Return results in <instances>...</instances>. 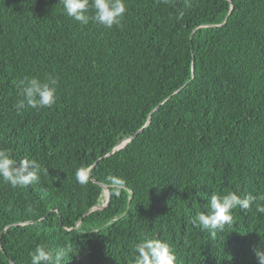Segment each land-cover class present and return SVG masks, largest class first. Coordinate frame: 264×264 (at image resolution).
<instances>
[{
	"label": "trees",
	"instance_id": "16d2710c",
	"mask_svg": "<svg viewBox=\"0 0 264 264\" xmlns=\"http://www.w3.org/2000/svg\"><path fill=\"white\" fill-rule=\"evenodd\" d=\"M126 5L106 29L60 0H0V149L41 166L33 185L0 179V264H30L41 244L70 248L64 264H133L145 236L167 241L177 264H258L256 205L214 237L193 217L213 194L264 205V0ZM49 75L56 103L21 107L18 81ZM109 176L123 179L119 195ZM102 185L109 204L92 211Z\"/></svg>",
	"mask_w": 264,
	"mask_h": 264
},
{
	"label": "clouds",
	"instance_id": "9594fccd",
	"mask_svg": "<svg viewBox=\"0 0 264 264\" xmlns=\"http://www.w3.org/2000/svg\"><path fill=\"white\" fill-rule=\"evenodd\" d=\"M60 5L63 6L65 14L76 22L82 25L93 22L106 29L120 27L127 13L126 0H60ZM179 15L182 16L183 13ZM57 82L52 75L45 81L37 77L19 80L21 107L27 106L36 110L51 108L57 100ZM92 167L89 164L76 170L75 177L80 184L89 182ZM40 173L41 166L36 160L25 157L17 161L8 150L0 149V179L13 188L38 183ZM107 180L119 195V189L124 186L123 179L109 176ZM103 192V195L106 194V202L108 196L104 189ZM258 199L259 197L251 194L241 196L236 192L213 194L206 205L207 211L198 212L193 217V223L214 237L218 231H224L226 225H231L236 208L248 210L256 205L257 212L264 213V205L258 204ZM71 251L68 247L52 250L41 244L30 252V264H64ZM255 256L258 264H264V242L255 250ZM177 260L175 250L165 240L145 236L135 245L133 264H177Z\"/></svg>",
	"mask_w": 264,
	"mask_h": 264
},
{
	"label": "water",
	"instance_id": "95a60500",
	"mask_svg": "<svg viewBox=\"0 0 264 264\" xmlns=\"http://www.w3.org/2000/svg\"><path fill=\"white\" fill-rule=\"evenodd\" d=\"M226 1H228L230 4H231V0H226ZM232 10H233V8L231 9V12H232ZM193 68H194V66H193ZM149 124V121L146 123V125L145 126H147ZM145 127H143L140 131H142L143 129H144ZM132 139V137L131 138H129V139H126V140H124V141H122V142H120L112 151H111V154H113L114 153V151H117V150H120L121 148H123V147H125V145H127V143L130 141ZM102 188L104 189V191H107L106 193H107V199H106V202H105V204L102 206V207H98V206H96L92 211H94V210H101V209H105L107 206H108V204H109V201H110V191H109V189L107 188V187H105V186H102ZM11 264H13L12 262H11Z\"/></svg>",
	"mask_w": 264,
	"mask_h": 264
},
{
	"label": "rangeland",
	"instance_id": "374dc122",
	"mask_svg": "<svg viewBox=\"0 0 264 264\" xmlns=\"http://www.w3.org/2000/svg\"><path fill=\"white\" fill-rule=\"evenodd\" d=\"M105 201V196H103V201L102 202H104Z\"/></svg>",
	"mask_w": 264,
	"mask_h": 264
},
{
	"label": "bare ground",
	"instance_id": "6f19581e",
	"mask_svg": "<svg viewBox=\"0 0 264 264\" xmlns=\"http://www.w3.org/2000/svg\"><path fill=\"white\" fill-rule=\"evenodd\" d=\"M106 192H107V191H106ZM105 195H106V194H105ZM105 195H104V196H105Z\"/></svg>",
	"mask_w": 264,
	"mask_h": 264
}]
</instances>
